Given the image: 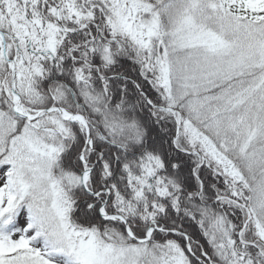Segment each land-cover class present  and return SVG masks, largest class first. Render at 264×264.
Returning <instances> with one entry per match:
<instances>
[{"label": "snow or ice", "instance_id": "obj_1", "mask_svg": "<svg viewBox=\"0 0 264 264\" xmlns=\"http://www.w3.org/2000/svg\"><path fill=\"white\" fill-rule=\"evenodd\" d=\"M0 264H264V0H0Z\"/></svg>", "mask_w": 264, "mask_h": 264}]
</instances>
